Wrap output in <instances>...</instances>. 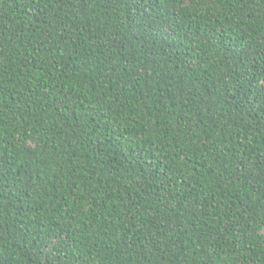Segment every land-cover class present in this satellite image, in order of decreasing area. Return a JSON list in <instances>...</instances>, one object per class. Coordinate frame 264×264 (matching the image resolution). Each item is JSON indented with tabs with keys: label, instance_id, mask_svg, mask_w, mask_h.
I'll return each mask as SVG.
<instances>
[{
	"label": "trees",
	"instance_id": "16d2710c",
	"mask_svg": "<svg viewBox=\"0 0 264 264\" xmlns=\"http://www.w3.org/2000/svg\"><path fill=\"white\" fill-rule=\"evenodd\" d=\"M0 264H264V0H0Z\"/></svg>",
	"mask_w": 264,
	"mask_h": 264
}]
</instances>
